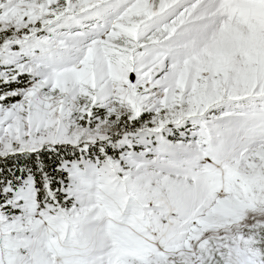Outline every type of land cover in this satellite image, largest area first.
I'll return each mask as SVG.
<instances>
[{
    "label": "snow or ice",
    "instance_id": "snow-or-ice-1",
    "mask_svg": "<svg viewBox=\"0 0 264 264\" xmlns=\"http://www.w3.org/2000/svg\"><path fill=\"white\" fill-rule=\"evenodd\" d=\"M0 264H264V0H0Z\"/></svg>",
    "mask_w": 264,
    "mask_h": 264
}]
</instances>
